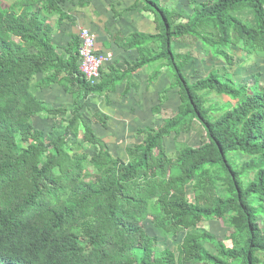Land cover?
Wrapping results in <instances>:
<instances>
[{"label": "trees", "instance_id": "trees-1", "mask_svg": "<svg viewBox=\"0 0 264 264\" xmlns=\"http://www.w3.org/2000/svg\"><path fill=\"white\" fill-rule=\"evenodd\" d=\"M65 1L0 0V264L264 263V84L243 83L227 69L196 81L185 73L198 41L229 64L238 44L247 56L264 57V0H190L191 13L169 8L179 0H137L135 8L141 2L155 14L157 32L121 36L122 45L151 43V53L126 72L101 70L95 85L81 73L78 49L65 60L53 43L52 20L67 14ZM177 40L189 49L178 53ZM145 65L151 82L168 67L181 104L156 127L137 131L143 141L125 161L84 113L90 95ZM54 70L40 85L69 74L61 81L76 87L69 115L35 93V76ZM42 113L62 114L65 128L58 121L37 128L33 116ZM195 121L205 141L178 143L169 154L165 137L191 131ZM148 221L158 234L148 232ZM206 221L220 222L224 236L203 228ZM182 232L176 252L165 245L163 238Z\"/></svg>", "mask_w": 264, "mask_h": 264}, {"label": "crops", "instance_id": "crops-1", "mask_svg": "<svg viewBox=\"0 0 264 264\" xmlns=\"http://www.w3.org/2000/svg\"><path fill=\"white\" fill-rule=\"evenodd\" d=\"M186 1L171 2L169 8L187 10L191 13L193 10L189 3L190 0ZM136 2L137 0H92L89 4H84L83 0H66L61 6L67 14L59 21L56 18L52 20L54 26L52 37L57 52L63 56V59L69 58L70 52H76L79 47L80 29L87 27L96 35V51L113 55L111 61L103 65L102 73L110 75L112 68L116 69V75L118 71H128L144 56H149L151 43L141 48L138 46L127 48L122 45L121 36H130L135 33L151 35L157 32L155 14L146 9L141 2L135 8ZM173 45L178 53H184L189 49V45L183 40H177ZM192 51L194 54L185 66V73L193 81L207 76L214 68L227 69L229 73H232V67L234 68L239 62L238 69H235V73L232 74H236L241 82L250 84L253 83L251 81L253 79L255 83H264V57L247 56L241 44L229 49V52L235 56V64H229L222 58L206 53L200 41L196 43ZM77 63L79 65V59ZM55 74V70L39 72L34 78L35 93L50 107L68 109L67 114L69 115L75 105V92L72 89L76 87L70 84V89H67L61 82L69 74L62 72L59 76L60 81L50 82L43 87L40 85L41 81L47 82L46 80ZM179 90V87L171 85L167 66H164L158 78L151 82V66L145 65L132 71L112 90L101 95H90L84 115L97 137L109 148L110 152L127 161L129 160L128 149L143 141V136L137 131L141 128L156 127L165 116H170L179 108L181 104ZM158 105H161V111L155 112L153 108ZM61 120H63L62 114L56 119L48 117L46 113L33 116L34 125L44 131L53 128L57 121L66 126V122H61ZM80 136L83 137V131ZM205 139V128L199 121H195L191 131L180 134L173 132L165 137L164 144L169 154H175L178 143L199 146ZM90 147L95 151L90 150ZM86 148L91 153L96 152L95 147L88 143ZM208 222L216 226L220 223L206 221ZM222 227L224 230L220 235L224 236L226 228L223 225Z\"/></svg>", "mask_w": 264, "mask_h": 264}, {"label": "built area", "instance_id": "built-area-1", "mask_svg": "<svg viewBox=\"0 0 264 264\" xmlns=\"http://www.w3.org/2000/svg\"><path fill=\"white\" fill-rule=\"evenodd\" d=\"M80 70L86 80L95 85L101 79V67L112 58V54H97L95 52L96 35L89 28L80 30Z\"/></svg>", "mask_w": 264, "mask_h": 264}, {"label": "rangeland", "instance_id": "rangeland-1", "mask_svg": "<svg viewBox=\"0 0 264 264\" xmlns=\"http://www.w3.org/2000/svg\"><path fill=\"white\" fill-rule=\"evenodd\" d=\"M188 1V0H187ZM186 1V2H187ZM241 61V60H240ZM239 63V62H238ZM238 63H236V65H235V67L233 68L232 67V69H231V72L232 73H235V69H238V67L237 66H239V64ZM241 64V63H240ZM253 83H250L249 85H252V86H254V85H256V83H255V81L252 79L251 80ZM264 84V83H263ZM213 93H215V92H213ZM216 94V93H215ZM213 99L214 100H216V101H219V99H220V102H223V101H225L227 98L225 97V96H216V95H214L213 94ZM60 125H61V127H62V129H63V127H64V124H62V123H60ZM197 143H199V142H197ZM90 150H94V148H92V147H90ZM188 191H191V187H188ZM259 220H260V223H261V225H263V220H262V218H259ZM203 228H206V229H208L209 231H212L213 233H216V234H223L222 233V231L224 230V228L222 227V225L219 223V225H217L216 226V224H213V225H211L209 222L208 223H206V222H203V223H201L200 224ZM148 232L150 233V234H152V235H155V234H158L157 233V230L152 226V223L150 222V221H148ZM183 236H184V232H182V233H179L176 237H171V238H163V241H164V243H165V245L166 244H168L169 245V247H171L175 252L177 251V246H178V244L182 241V239H183ZM260 254V253H259ZM261 257H262V259L264 260V254H261ZM262 264H264V263H262Z\"/></svg>", "mask_w": 264, "mask_h": 264}, {"label": "bare ground", "instance_id": "bare-ground-1", "mask_svg": "<svg viewBox=\"0 0 264 264\" xmlns=\"http://www.w3.org/2000/svg\"><path fill=\"white\" fill-rule=\"evenodd\" d=\"M84 28V27H83ZM87 28V27H86ZM90 29V28H89ZM81 30V29H80ZM91 30V29H90ZM93 32V31H92ZM94 33V32H93ZM95 34V33H94ZM80 44H81V41H80ZM80 44H79V47H78V57H79V63H80V56H79V48H80ZM95 47H96V44H95ZM95 52L97 53V54H103V53H99V52H97L96 51V49H95ZM109 54V53H108ZM106 55V54H105ZM112 57H113V55H112ZM112 59V58H111ZM109 61H111V60H109ZM108 62V61H107ZM103 67V66H102ZM102 67H101V70H102ZM82 73V72H81Z\"/></svg>", "mask_w": 264, "mask_h": 264}]
</instances>
